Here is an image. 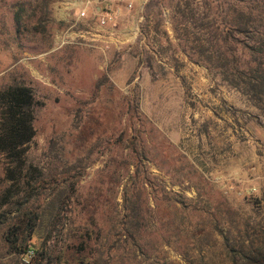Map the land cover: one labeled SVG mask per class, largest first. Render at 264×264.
Returning a JSON list of instances; mask_svg holds the SVG:
<instances>
[{
  "label": "rangeland",
  "instance_id": "374dc122",
  "mask_svg": "<svg viewBox=\"0 0 264 264\" xmlns=\"http://www.w3.org/2000/svg\"><path fill=\"white\" fill-rule=\"evenodd\" d=\"M87 1L0 0V91L22 83L38 102L28 161L44 184L76 186L50 251L69 264H232L212 224L193 233L228 207L264 219V97L226 71L209 27L224 0L119 1L105 26L99 0L79 16ZM5 168L0 155V194ZM1 239L0 264H20Z\"/></svg>",
  "mask_w": 264,
  "mask_h": 264
},
{
  "label": "trees",
  "instance_id": "16d2710c",
  "mask_svg": "<svg viewBox=\"0 0 264 264\" xmlns=\"http://www.w3.org/2000/svg\"><path fill=\"white\" fill-rule=\"evenodd\" d=\"M222 5L223 11L209 27L223 47L226 71L232 70L261 101L264 97V0H224ZM25 9L20 5L15 14L18 29L26 27ZM31 17L37 19L35 26L44 27L49 21V12L37 13L35 9ZM37 105L33 89L25 84L14 83L0 91V155L6 159V185L0 194L1 243L5 254L19 258L20 264H69L63 255L54 258L49 242L53 231L62 223L63 212L71 209L76 186L73 180L61 177L44 184L43 172L28 161L30 144L36 136ZM64 172L67 174V170ZM43 197L46 198L41 203ZM221 215L217 221L201 223L198 226L201 228L193 233H203L206 225L213 226L222 235L232 264H264V219L254 212L243 220L230 207ZM29 252L33 253L31 259H24ZM112 261L95 259L86 264H112Z\"/></svg>",
  "mask_w": 264,
  "mask_h": 264
},
{
  "label": "built area",
  "instance_id": "2783aa9c",
  "mask_svg": "<svg viewBox=\"0 0 264 264\" xmlns=\"http://www.w3.org/2000/svg\"><path fill=\"white\" fill-rule=\"evenodd\" d=\"M93 0H88L87 2L81 3L78 8L80 9V17H87L89 8ZM97 1V0H94ZM100 5L96 6L97 9V23L101 26L112 24L116 21L117 16L120 14V10L113 7V4L119 1L126 2L127 9L131 10L133 7L132 2L129 0H99Z\"/></svg>",
  "mask_w": 264,
  "mask_h": 264
},
{
  "label": "crops",
  "instance_id": "0c3cea01",
  "mask_svg": "<svg viewBox=\"0 0 264 264\" xmlns=\"http://www.w3.org/2000/svg\"><path fill=\"white\" fill-rule=\"evenodd\" d=\"M70 5H72V4H70Z\"/></svg>",
  "mask_w": 264,
  "mask_h": 264
}]
</instances>
